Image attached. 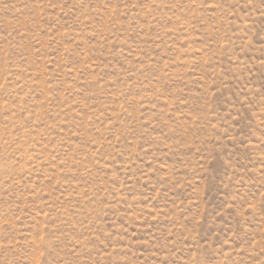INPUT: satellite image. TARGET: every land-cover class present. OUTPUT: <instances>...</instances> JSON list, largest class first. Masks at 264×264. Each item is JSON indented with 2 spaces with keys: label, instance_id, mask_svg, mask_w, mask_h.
<instances>
[{
  "label": "rangeland",
  "instance_id": "1",
  "mask_svg": "<svg viewBox=\"0 0 264 264\" xmlns=\"http://www.w3.org/2000/svg\"><path fill=\"white\" fill-rule=\"evenodd\" d=\"M0 264H264V0H0Z\"/></svg>",
  "mask_w": 264,
  "mask_h": 264
}]
</instances>
